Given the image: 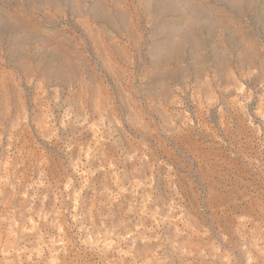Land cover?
<instances>
[{
  "label": "rangeland",
  "instance_id": "rangeland-1",
  "mask_svg": "<svg viewBox=\"0 0 264 264\" xmlns=\"http://www.w3.org/2000/svg\"><path fill=\"white\" fill-rule=\"evenodd\" d=\"M0 264H264V0H0Z\"/></svg>",
  "mask_w": 264,
  "mask_h": 264
}]
</instances>
